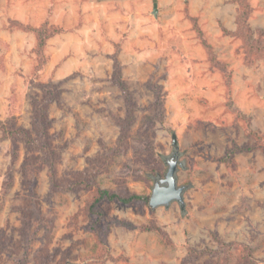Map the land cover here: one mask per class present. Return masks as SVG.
Instances as JSON below:
<instances>
[{
    "label": "rangeland",
    "instance_id": "obj_1",
    "mask_svg": "<svg viewBox=\"0 0 264 264\" xmlns=\"http://www.w3.org/2000/svg\"><path fill=\"white\" fill-rule=\"evenodd\" d=\"M0 125V264H264V0H0Z\"/></svg>",
    "mask_w": 264,
    "mask_h": 264
},
{
    "label": "water",
    "instance_id": "obj_2",
    "mask_svg": "<svg viewBox=\"0 0 264 264\" xmlns=\"http://www.w3.org/2000/svg\"><path fill=\"white\" fill-rule=\"evenodd\" d=\"M157 9L154 6L153 15H156ZM172 147L174 154L166 160L165 164L168 169L164 179H155L151 197L149 199V207L155 209L157 207L168 208L172 203H177L181 210L184 209L183 195L186 190L184 186H178L176 180L177 171V154L178 145L175 136L172 138Z\"/></svg>",
    "mask_w": 264,
    "mask_h": 264
},
{
    "label": "trees",
    "instance_id": "obj_3",
    "mask_svg": "<svg viewBox=\"0 0 264 264\" xmlns=\"http://www.w3.org/2000/svg\"><path fill=\"white\" fill-rule=\"evenodd\" d=\"M0 126H1V128L4 129L3 125H0ZM139 199H141V197L136 196V195H133V196L128 197V198H121V197L114 195L112 193H109L107 191H102V192H100V196H99V199H97V201H102V200L113 201V200H116L119 202L128 203L132 200H139Z\"/></svg>",
    "mask_w": 264,
    "mask_h": 264
}]
</instances>
